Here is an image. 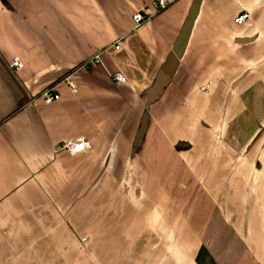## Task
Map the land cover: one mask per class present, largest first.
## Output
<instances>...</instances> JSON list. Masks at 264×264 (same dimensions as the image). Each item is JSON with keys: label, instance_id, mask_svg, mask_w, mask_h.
Segmentation results:
<instances>
[{"label": "crops", "instance_id": "0c3cea01", "mask_svg": "<svg viewBox=\"0 0 264 264\" xmlns=\"http://www.w3.org/2000/svg\"><path fill=\"white\" fill-rule=\"evenodd\" d=\"M151 1L0 0V264H264V0Z\"/></svg>", "mask_w": 264, "mask_h": 264}, {"label": "built area", "instance_id": "2783aa9c", "mask_svg": "<svg viewBox=\"0 0 264 264\" xmlns=\"http://www.w3.org/2000/svg\"><path fill=\"white\" fill-rule=\"evenodd\" d=\"M177 0H152L151 3L149 4V13H136L133 17L134 23L136 25L137 28H140L142 25L150 22L153 20V18L159 14L162 13L163 11H165L166 9H168L172 4H174ZM250 14L248 12H243L241 14H239L234 22L237 25H243L245 24L249 19H250ZM116 49L120 48V45L117 43ZM100 55H97L95 58L87 61L85 63V66L87 67H94L98 64H100L101 59L99 57ZM10 68L13 71H18L20 69L23 68V63L22 61L16 57L14 59H12L11 63H10ZM112 78L114 81L120 82V83H125L126 82V78L124 75H122L121 73H114L112 75ZM71 87V91L72 93H76L77 89L73 86ZM60 99V95L58 93H56L55 88L51 89H47L45 91H43L37 98H35V100H42L45 104H52L55 101H58ZM34 100V101H35ZM63 150L67 151L68 153L72 154V155H77L80 154L84 151H87L92 147L91 143L89 140L84 139V138H80V139H76V140H71L68 141L66 143H64L61 147ZM84 241H86V239H84Z\"/></svg>", "mask_w": 264, "mask_h": 264}, {"label": "water", "instance_id": "95a60500", "mask_svg": "<svg viewBox=\"0 0 264 264\" xmlns=\"http://www.w3.org/2000/svg\"><path fill=\"white\" fill-rule=\"evenodd\" d=\"M178 148H180V149H184V148H187V145H185V144H180V145L178 146Z\"/></svg>", "mask_w": 264, "mask_h": 264}, {"label": "rangeland", "instance_id": "374dc122", "mask_svg": "<svg viewBox=\"0 0 264 264\" xmlns=\"http://www.w3.org/2000/svg\"><path fill=\"white\" fill-rule=\"evenodd\" d=\"M226 145V144H225Z\"/></svg>", "mask_w": 264, "mask_h": 264}]
</instances>
